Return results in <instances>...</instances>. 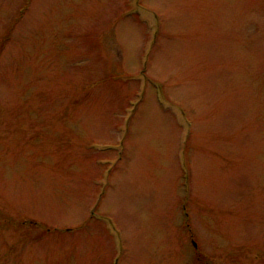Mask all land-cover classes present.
<instances>
[{"label":"rangeland","instance_id":"374dc122","mask_svg":"<svg viewBox=\"0 0 264 264\" xmlns=\"http://www.w3.org/2000/svg\"><path fill=\"white\" fill-rule=\"evenodd\" d=\"M0 264H264V0H0Z\"/></svg>","mask_w":264,"mask_h":264}]
</instances>
